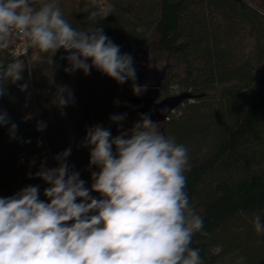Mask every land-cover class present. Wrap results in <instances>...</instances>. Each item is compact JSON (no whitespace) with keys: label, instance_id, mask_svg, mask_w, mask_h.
Masks as SVG:
<instances>
[{"label":"trees","instance_id":"16d2710c","mask_svg":"<svg viewBox=\"0 0 264 264\" xmlns=\"http://www.w3.org/2000/svg\"><path fill=\"white\" fill-rule=\"evenodd\" d=\"M56 2L77 30L93 26L90 13L111 4L114 12L94 26L103 28L121 54H129V47L146 50L133 57L136 72L150 68L149 58H155L166 64L159 76L161 98L196 95L157 123L188 150L185 192L207 233H195L190 247L199 249L202 264H264V232L257 233L253 223L257 215L264 222V0ZM20 40L13 38L8 49L0 50V64H25L22 80L0 82L6 91L0 111L18 126L14 139L10 125L0 126V197L20 192L30 181L27 174L42 164L57 167L54 157L69 148L66 162L90 189L91 174L99 169L89 166L90 149L83 146L87 129L100 125L115 137L140 120L133 82L118 84L95 68L88 75L66 73L69 53L63 49L52 57L53 64L50 53L34 49L29 63V52L15 54ZM57 86H67L74 103L63 109L53 104ZM31 89L33 106L26 101ZM112 115H125V120L113 123ZM39 122L46 125L43 131H37Z\"/></svg>","mask_w":264,"mask_h":264},{"label":"clouds","instance_id":"9594fccd","mask_svg":"<svg viewBox=\"0 0 264 264\" xmlns=\"http://www.w3.org/2000/svg\"><path fill=\"white\" fill-rule=\"evenodd\" d=\"M113 12L107 4L90 17L95 25ZM94 25L73 28L56 0H0V50L8 49L13 38H22V55L37 49L50 53L53 64L52 57L63 49L69 53L64 57L66 73L81 70L88 75L95 68L118 84L132 81L133 94L141 95L147 85L135 83L133 57L121 54L103 28ZM24 69L22 60L0 64V82L15 84L23 79ZM27 87L21 84L20 91ZM52 103L61 109L74 103L72 91L57 86ZM110 120L120 124L125 115ZM4 125H10V138H16L18 126L0 111ZM45 127L39 122L37 131ZM83 146L90 149L89 166L99 169L91 174L90 189L66 162L69 148L54 157L57 167L42 164L35 174L49 185L43 192L48 202L39 199V187L31 185L0 197V264H202L199 249L190 245L195 233H207L185 192L190 167L184 145L142 114L131 129L115 137L100 125L88 128ZM253 223L257 233L264 232L260 215Z\"/></svg>","mask_w":264,"mask_h":264},{"label":"water","instance_id":"95a60500","mask_svg":"<svg viewBox=\"0 0 264 264\" xmlns=\"http://www.w3.org/2000/svg\"><path fill=\"white\" fill-rule=\"evenodd\" d=\"M128 52L134 57L138 54L145 53L146 50L140 48L132 49L129 47ZM157 73V70L147 68L146 65L141 71L136 72L138 84L141 86L147 85V90L141 95L133 97L132 100L134 104L139 105L142 114H149L154 122L159 123L166 121L170 114L178 106L183 104L185 100L193 99L196 95L192 92H182L161 98L159 76L163 72Z\"/></svg>","mask_w":264,"mask_h":264},{"label":"built area","instance_id":"2783aa9c","mask_svg":"<svg viewBox=\"0 0 264 264\" xmlns=\"http://www.w3.org/2000/svg\"><path fill=\"white\" fill-rule=\"evenodd\" d=\"M25 46V42L24 40L21 38L20 40V44L17 46L16 50H15V54L18 55V56H21L22 55V51H23V48ZM28 55V54H27ZM25 55V56H27ZM26 101H27V105H29V101H35V94H34V91L33 89H31L26 97ZM25 160H29L30 157H25L24 158ZM39 171V170H38ZM38 171H35V172H29L27 174V178L30 179V181L26 182L25 184L22 185L21 187V190L29 185L31 186H38L39 187V190H40V199L45 201V202H48V200L46 199H43L45 196L43 195V192H44V189H45V185H47L43 180H41L39 177H37L35 174L38 172Z\"/></svg>","mask_w":264,"mask_h":264},{"label":"rangeland","instance_id":"374dc122","mask_svg":"<svg viewBox=\"0 0 264 264\" xmlns=\"http://www.w3.org/2000/svg\"><path fill=\"white\" fill-rule=\"evenodd\" d=\"M30 51H31V56H30ZM28 52H29V55H28L29 58L28 59H29V63H30V62H32V59H33L35 50L34 49H31V50L29 49ZM149 59H150V62L149 63L151 65L150 68L157 70V72H158L157 74H159L161 71H163V69H164V67L166 65L165 62H161L159 60L157 61L155 58H152V57L149 58ZM28 104H29V106H33L34 105V102L33 101H29ZM37 114H38V112H37Z\"/></svg>","mask_w":264,"mask_h":264}]
</instances>
